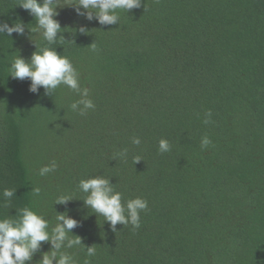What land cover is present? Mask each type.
I'll return each instance as SVG.
<instances>
[{"label": "trees", "instance_id": "1", "mask_svg": "<svg viewBox=\"0 0 264 264\" xmlns=\"http://www.w3.org/2000/svg\"><path fill=\"white\" fill-rule=\"evenodd\" d=\"M19 3L0 0V23L25 26L0 35V219L27 207L54 226L67 212L81 225L72 234L96 246L91 257L66 249L77 264H264V0H143L109 26L65 0L55 17L65 42L52 45L31 33L35 19ZM34 43L71 60L94 110L72 111L80 97L66 86L33 94L28 79L9 76ZM53 160L57 169L39 176ZM96 176L122 203L147 200L139 229L113 232L84 206L79 181ZM5 188L16 190L7 205ZM62 195L76 200L54 205Z\"/></svg>", "mask_w": 264, "mask_h": 264}, {"label": "clouds", "instance_id": "2", "mask_svg": "<svg viewBox=\"0 0 264 264\" xmlns=\"http://www.w3.org/2000/svg\"><path fill=\"white\" fill-rule=\"evenodd\" d=\"M65 4V0H20L19 7L28 11L29 15L35 19V26L30 30L33 34L42 37L47 45L57 42H65L60 22L55 19L59 15L57 8ZM143 5V0H70L67 7H72L78 16L85 17L88 21H97L101 26L115 25L119 23V11L126 13L134 9H139ZM80 33H86V28L81 26ZM25 26L16 22L9 26L7 22L0 23V35L10 37L13 33L23 35ZM36 51L32 54L30 61H25L19 55L9 66V76L21 81H30L29 92L38 94L40 88L45 90L46 95L52 93L61 85L74 91L80 99L71 103L72 111L81 116L95 109V104L89 98V89L82 87L80 83V73L74 67L71 60L64 55L57 53L56 49L42 47L39 51L34 43ZM96 50L95 43L91 46ZM209 117L211 113L207 114ZM204 123H209L206 119ZM132 143L139 145L141 140L134 137ZM161 153L170 150L168 140L161 139L159 142ZM211 144V140L205 136L201 139V148L206 149ZM125 149L121 155H126ZM141 161L139 156L133 158V163ZM58 165L55 160L39 169V176L43 177L54 172ZM80 192L85 194L82 200L84 206L91 209L93 214L104 218L111 230L116 232L117 224L131 225L133 229H139L140 213L148 209L147 200L137 197L122 203V194L115 191V186L109 179L96 176L89 179H81L78 184ZM41 189H32L33 195L38 196ZM15 189L5 188L2 197L5 205L15 196ZM76 200L72 195L59 196L54 205H67ZM80 222L72 218L67 212L56 213V223L50 225L44 216L37 214L30 208L19 210V219H0V264H31L34 256L39 252L41 259L37 264H77L73 255L66 249L82 247L86 250L88 257L94 256L96 246L85 247L79 236L72 234V230L80 227ZM48 243L50 251L41 252L42 244ZM88 264V261H85Z\"/></svg>", "mask_w": 264, "mask_h": 264}]
</instances>
